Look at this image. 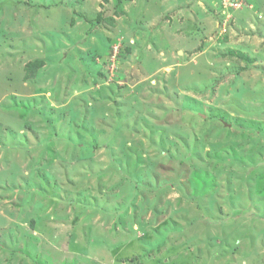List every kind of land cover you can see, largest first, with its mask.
I'll list each match as a JSON object with an SVG mask.
<instances>
[{"label":"rangeland","instance_id":"rangeland-1","mask_svg":"<svg viewBox=\"0 0 264 264\" xmlns=\"http://www.w3.org/2000/svg\"><path fill=\"white\" fill-rule=\"evenodd\" d=\"M0 0V264H264V0Z\"/></svg>","mask_w":264,"mask_h":264},{"label":"built area","instance_id":"built-area-1","mask_svg":"<svg viewBox=\"0 0 264 264\" xmlns=\"http://www.w3.org/2000/svg\"><path fill=\"white\" fill-rule=\"evenodd\" d=\"M221 2L224 4L228 3L232 5L234 8L239 9L241 7V4L239 3L238 0H221ZM227 5V4H226Z\"/></svg>","mask_w":264,"mask_h":264}]
</instances>
